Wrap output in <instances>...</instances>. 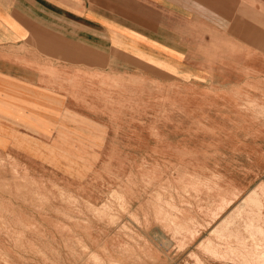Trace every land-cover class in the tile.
Listing matches in <instances>:
<instances>
[{
  "label": "crops",
  "instance_id": "1",
  "mask_svg": "<svg viewBox=\"0 0 264 264\" xmlns=\"http://www.w3.org/2000/svg\"><path fill=\"white\" fill-rule=\"evenodd\" d=\"M184 89L193 113L207 102L205 128L190 130L192 176L216 178L222 196L254 190L264 174V0H0V117L42 134L76 129L68 138L93 149L74 151V170L47 164L46 187L96 210L118 194L129 210L111 228L109 252L73 261L93 253L112 264L159 261L146 253V128L162 116L157 105L181 101ZM48 139L34 137H57ZM51 225L47 264H71L76 224Z\"/></svg>",
  "mask_w": 264,
  "mask_h": 264
},
{
  "label": "rangeland",
  "instance_id": "2",
  "mask_svg": "<svg viewBox=\"0 0 264 264\" xmlns=\"http://www.w3.org/2000/svg\"><path fill=\"white\" fill-rule=\"evenodd\" d=\"M247 12L248 15L253 13V8L249 5ZM183 97L181 101L159 102L157 109L161 111L162 116L151 118V128H146V233L150 242V245L146 246V253L159 258L158 262L153 261L157 264H227L213 259L209 252L201 249L202 241L204 243V239H212L213 242H219L222 233L226 236L223 238L228 239L231 232L234 234L229 238L233 242L236 241L232 246H237L239 241L249 238L247 225L252 220L258 231H263L264 174L254 186V190H248L241 196L238 192H232L230 197L224 192L225 196H222V189L218 186L216 178L208 184L205 180L192 176V167L187 161L191 149L190 130L205 128L207 102L198 101V114H195L192 112L194 102L189 99L190 89L183 90ZM2 112L4 111L1 109L0 113ZM22 119L30 123L29 117ZM39 130H45V127L30 128L16 124L13 116L0 117V264H47L55 249L49 240L52 231L50 226L55 221L63 220L76 224L70 243L71 264H79L73 261L78 260L79 253H86L87 256L92 252L100 256L105 255L106 248L111 245V228L129 214L126 201L122 196L112 194L111 203L106 205L110 207H103L95 213L96 211H93L96 209L80 202L78 198L73 197V200L72 196L70 198L61 191L55 193L52 188L46 187V183L54 178L47 164L62 167L61 162L68 161L72 165L67 167L77 169L79 165L75 162L80 156L74 155V151L79 148L93 149L94 146L80 145L84 140L69 139L68 136L73 134L66 130H76L73 128H56L58 131L55 134H42ZM80 130L86 132H82L83 134L90 135L88 132H93L95 128ZM39 135L47 139L54 135L57 139L54 143L34 140V137ZM164 151L167 156L166 163L160 158ZM30 154L33 157L29 156ZM36 160L42 161L43 164L37 163ZM93 160L94 158H90V161ZM88 167L89 164L84 166ZM139 168L141 165L135 166V169ZM140 185L142 188L143 183ZM251 192H257V196ZM251 194L256 198L253 199ZM242 198L244 202L241 201ZM251 201L253 203L250 204ZM62 204L66 212L62 211ZM224 205L227 208L224 207L223 210ZM241 205L242 207H239ZM161 209L163 210L160 211ZM131 217L133 219V215ZM260 218L262 220H259ZM82 220H87L94 226L86 230L83 227L80 229L78 224L84 225ZM228 221L231 225L227 224ZM259 221L260 223H257ZM81 231L86 232L82 241L78 238ZM154 231L157 233H153ZM218 231L221 234L217 237ZM259 232L255 236L258 242L264 238ZM115 238L117 242L118 236ZM119 240L124 243L133 241L132 238L124 236ZM253 245L259 246L258 243ZM97 261L100 260L96 259V256L87 257L81 264H112L110 261ZM250 262L241 259L228 264ZM146 264H152L150 257Z\"/></svg>",
  "mask_w": 264,
  "mask_h": 264
},
{
  "label": "bare ground",
  "instance_id": "3",
  "mask_svg": "<svg viewBox=\"0 0 264 264\" xmlns=\"http://www.w3.org/2000/svg\"><path fill=\"white\" fill-rule=\"evenodd\" d=\"M187 175V174H186ZM194 179V178H193ZM264 186V185H263ZM258 188H259V186H258ZM131 189V188H130ZM241 189V188H240ZM226 190V189H225ZM241 190H243V189H241ZM253 190V189H252ZM259 190V189H258ZM261 190V189H260ZM239 191V190H238ZM237 192V191H236ZM260 192V191H259ZM227 193V195H228V193L229 192H226ZM225 193V194H226ZM240 193V192H239ZM252 193V192H251ZM235 194V193H234ZM252 194H254V196H257V192H253ZM251 194V196L253 197V199H255L254 198V196ZM259 194V193H258ZM237 195V194H236ZM235 195V196H236ZM250 195V194H249ZM225 196V195H224ZM239 196V195H238ZM247 197H248V195H246ZM263 196H264V193H263ZM137 197V196H136ZM220 197H221V195H220ZM227 197V196H226ZM230 197V196H229ZM260 197V196H259ZM70 198H71V196H70ZM134 198V197H133ZM219 198V197H218ZM237 198V197H236ZM236 198H234V199H236ZM258 198V197H257ZM72 199H73V197H72ZM223 199H225L224 197H223ZM227 199V198H226ZM231 199H233V198H231ZM230 199V200H231ZM248 199H250V197L248 198ZM252 199V198H251ZM74 200V199H73ZM133 200V199H132ZM138 200H139V198H138ZM220 200H222V198L220 199ZM229 200V201H230ZM257 200V199H256ZM215 201V200H214ZM213 201V202H214ZM233 201V200H232ZM231 201V202H232ZM235 201V200H234ZM241 201H243V198H242V200ZM257 201H259V200H257ZM219 202V201H218ZM217 202V203H218ZM221 202V201H220ZM224 202H225V200H224ZM223 202V203H224ZM244 202V201H243ZM245 203H246V201H245ZM251 203H253L252 201L250 202V204ZM219 204V203H218ZM240 204V203H239ZM248 204V203H247ZM255 204V203H254ZM262 204V203H261ZM90 205V204H89ZM104 205V204H103ZM107 205V204H106ZM233 205V204H232ZM256 207H258L259 208V206H258V204L256 203ZM217 206V205H216ZM229 206V205H228ZM91 207V206H90ZM96 207V206H95ZM103 207H106L105 205L103 206ZM107 207H110V206H107ZM106 207V208H107ZM219 208H220V206H218ZM217 207V208H218ZM222 207V206H221ZM224 207H226L227 208V206H223V210L225 209ZM239 207H242V205L241 206H239ZM248 207V206H247ZM262 207H263V205H262ZM92 208V207H91ZM97 208V210H98V207H96ZM134 208V207H133ZM163 208V207H162ZM260 208H261V206H260ZM95 209V208H94ZM108 209V208H107ZM244 209H246V208H244ZM244 209H241L242 211L244 210ZM250 209V208H249ZM262 209V208H261ZM97 210H94L93 212H95V213H97L98 211ZM163 209H161L160 211H162ZM220 210H222L221 208H220ZM219 210V211H220ZM236 210V209H235ZM260 210V209H259ZM258 210V211H259ZM105 211V210H104ZM226 211V210H225ZM135 212V211H134ZM233 212V211H232ZM234 212H236V211H234ZM94 213V214H95ZM100 213V212H99ZM98 213V214H99ZM159 213H161V212H159ZM213 213H214V211H213ZM217 213V212H216ZM241 213V212H240ZM250 213V212H249ZM261 213V212H260ZM139 214V213H138ZM223 214V213H222ZM236 214H238V213H236ZM236 214H235V216H236ZM254 214V213H253ZM101 215H102V213H101ZM170 215V214H169ZM218 215H219V213H218ZM221 215V214H220ZM239 215V214H238ZM70 216V215H69ZM171 216V215H170ZM257 216H260V215H257ZM218 217V216H217ZM220 217V216H219ZM239 217H241V216H239ZM262 217V216H261ZM123 218V217H122ZM129 218V217H128ZM227 218V217H226ZM233 218V217H232ZM255 218V217H254ZM124 219V218H123ZM219 219V218H218ZM249 219V218H248ZM157 220V219H156ZM214 220H215V218H214ZM216 220H217V218H216ZM259 220H262V218H260ZM83 221V220H82ZM127 221H129V220H127ZM132 221V220H131ZM138 221H139V219H138ZM230 221H231V219H230ZM253 221V220H252ZM249 222L248 223V225H247V228L249 229V238H246L245 240H243V241H239V245H237V246H232V244L233 243H235L236 241H232L231 240V238H229V237H231L234 233H231L230 232V235L227 237L228 239H224L223 237H226L225 236V234H221V232H219L218 231V233H217V237H218V234L220 235H223L222 236V239H220V241L219 242H213V240L211 239V240H205L204 239V243H203V241H202V244H201V249H204L205 251H207V252H209L210 254H211V256H212V258L213 259H215V260H217V261H222V262H224V263H229V262H235V260L236 261H239V260H241V259H245V260H248V261H251L249 264H264V238H261L259 241L260 242H258L257 240H255L256 239V235H258V227L257 226H254V224H253V222ZM130 222V221H129ZM156 222V221H155ZM222 222V221H221ZM235 222V220L233 221V223ZM132 223V222H131ZM225 223H226V220H225ZM231 223V222H230ZM229 223V221H228V223L227 224H230ZM257 223H260V221L259 222H257ZM134 224V223H133ZM231 225V224H230ZM229 225V226H230ZM183 226V225H182ZM222 226V225H221ZM185 227V226H184ZM228 227V226H227ZM231 227V226H230ZM246 227V226H245ZM91 228V227H90ZM186 228V227H185ZM256 228V229H255ZM262 229H263V231L260 233V234H263L264 235V228L262 227ZM225 230H226V227H225ZM194 232V231H193ZM199 232V231H198ZM214 233V232H213ZM189 234V233H188ZM167 235V234H166ZM190 235V234H189ZM195 235V234H194ZM197 235V234H196ZM213 235V234H212ZM186 237V236H185ZM194 237V236H193ZM168 238V237H167ZM187 238V237H186ZM195 238V237H194ZM207 238V237H206ZM210 238V237H209ZM220 238V237H219ZM170 240V239H169ZM186 240H188V239H186ZM180 241H181V239H180ZM216 241H218V240H216ZM183 242V241H182ZM185 243V242H184ZM183 243V244H184ZM192 243V242H191ZM256 243H258L259 244V246L258 247H256V246H254L253 244H256ZM200 244V243H199ZM198 244V245H199ZM236 244V243H235ZM183 246V245H182ZM120 247V246H119ZM125 247V246H124ZM199 248H200V246H198ZM197 247V248H198ZM120 249H122L121 247H120ZM86 251V250H85ZM109 252V251H108ZM106 253H107V251H106ZM94 254V253H93ZM93 254H92V256H93ZM91 256V257H92ZM94 256H96L95 254H94ZM150 256V255H149ZM93 258V257H92ZM96 259H97V257H96ZM98 260H101V258L100 259H98ZM103 261V260H102ZM114 261V260H113ZM11 262H13V261H11ZM96 262V261H95ZM97 262H101V261H97ZM199 262H201V260L199 259ZM93 263V262H92ZM101 263H104V262H101ZM118 263V262H117ZM116 263V264H117ZM114 264V263H113Z\"/></svg>",
  "mask_w": 264,
  "mask_h": 264
}]
</instances>
